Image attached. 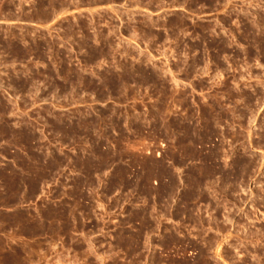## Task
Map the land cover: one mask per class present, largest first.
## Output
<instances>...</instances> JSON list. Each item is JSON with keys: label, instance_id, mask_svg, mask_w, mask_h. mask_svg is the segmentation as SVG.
Returning a JSON list of instances; mask_svg holds the SVG:
<instances>
[{"label": "rangeland", "instance_id": "rangeland-1", "mask_svg": "<svg viewBox=\"0 0 264 264\" xmlns=\"http://www.w3.org/2000/svg\"><path fill=\"white\" fill-rule=\"evenodd\" d=\"M53 1L0 0V264H264V0Z\"/></svg>", "mask_w": 264, "mask_h": 264}, {"label": "bare ground", "instance_id": "bare-ground-1", "mask_svg": "<svg viewBox=\"0 0 264 264\" xmlns=\"http://www.w3.org/2000/svg\"><path fill=\"white\" fill-rule=\"evenodd\" d=\"M49 1H53V0H49ZM54 2V1H53ZM49 3V2H48ZM57 3V2H56ZM44 4V3H43ZM52 4V3H51ZM46 6V5H45ZM45 14V13H44ZM7 32V31H6ZM5 33V32H4ZM7 35V34H6ZM8 37V36H7ZM8 46V45H7ZM10 48V47H9ZM131 76V75H130ZM79 80V79H78ZM89 81H87V83H88ZM92 83H93V81H92ZM191 142V141H190ZM203 177V176H202ZM167 193V192H166ZM21 219V218H20ZM27 229V228H26ZM30 231V230H29ZM28 232V231H27ZM32 236V235H31ZM12 239V238H11ZM14 239V238H13ZM134 239V238H133ZM38 242V241H37ZM121 242V241H120ZM132 242V241H131ZM24 243V242H23ZM22 243V244H23ZM27 243V242H26ZM123 243V242H122ZM129 243V242H128ZM135 243V242H134ZM40 244V243H39ZM124 244V243H123ZM24 245H27V244H24ZM127 245V244H126ZM123 246V245H122ZM132 246V245H131ZM134 246V245H133ZM126 247V246H125ZM130 248V247H129ZM128 248V249H129ZM134 248V247H133ZM2 249V248H1ZM24 249V248H23ZM31 250V249H30ZM29 250V251H30ZM28 251V252H29ZM26 252V251H25ZM43 252V251H42ZM45 252V251H44ZM129 252H130V250H129ZM26 254V253H25ZM30 254H31V252H30ZM30 254H28V255H30ZM41 255V254H40ZM152 256V255H151ZM30 257V256H29ZM59 258H61V260L59 259ZM14 259V258H13ZM63 259L64 258H62V257H59L58 256V258H57V260L55 259L54 261H53V263L52 264H76L74 261H70V262H67V260H66V262L65 261H63ZM66 259V258H65ZM68 259V258H67ZM25 260V259H24ZM43 260V259H42ZM6 261V260H5ZM29 261V260H28ZM39 261L40 260H30L29 261V263L28 264H39ZM45 261V260H44ZM21 262V261H20ZM47 262V261H46ZM104 263V262H103ZM26 264V263H25ZM42 264V263H41ZM44 264H51V263H44ZM84 264V263H83ZM150 264V263H149ZM206 264V263H205Z\"/></svg>", "mask_w": 264, "mask_h": 264}]
</instances>
